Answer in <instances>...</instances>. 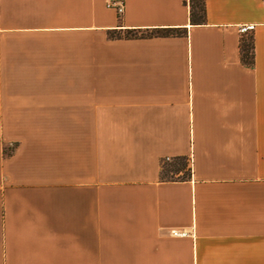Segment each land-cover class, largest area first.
<instances>
[{
    "label": "crops",
    "instance_id": "0c3cea01",
    "mask_svg": "<svg viewBox=\"0 0 264 264\" xmlns=\"http://www.w3.org/2000/svg\"><path fill=\"white\" fill-rule=\"evenodd\" d=\"M187 1L0 0V264H264V3Z\"/></svg>",
    "mask_w": 264,
    "mask_h": 264
},
{
    "label": "trees",
    "instance_id": "16d2710c",
    "mask_svg": "<svg viewBox=\"0 0 264 264\" xmlns=\"http://www.w3.org/2000/svg\"><path fill=\"white\" fill-rule=\"evenodd\" d=\"M190 8V23L191 25H202L206 23V0H188L186 2ZM188 34L187 28H154V29H120L110 30L108 32L110 39H146L154 37H176ZM254 44L253 37L243 40L241 43L242 61L248 66L254 64ZM182 160L177 159L174 163L163 162L161 178L164 181L187 180L191 173L188 170L187 176L181 179H167L164 177L167 170L171 174L183 172L186 168L182 166ZM167 164V165H166ZM166 166L168 168L166 169ZM185 174V172H183Z\"/></svg>",
    "mask_w": 264,
    "mask_h": 264
},
{
    "label": "built area",
    "instance_id": "2783aa9c",
    "mask_svg": "<svg viewBox=\"0 0 264 264\" xmlns=\"http://www.w3.org/2000/svg\"><path fill=\"white\" fill-rule=\"evenodd\" d=\"M262 1L264 3V0H262ZM110 6L116 8L120 15H122L124 13V4L122 2H112L110 4ZM254 28H255L254 25H245V26L240 27V32L241 33H248L250 31H253ZM167 161H171V160L168 159ZM171 233H172L173 236H176V237H182V236H186L187 235V233L181 232V231H177V230H173Z\"/></svg>",
    "mask_w": 264,
    "mask_h": 264
},
{
    "label": "rangeland",
    "instance_id": "374dc122",
    "mask_svg": "<svg viewBox=\"0 0 264 264\" xmlns=\"http://www.w3.org/2000/svg\"><path fill=\"white\" fill-rule=\"evenodd\" d=\"M166 162L168 163H174V162H176V160L175 161H172V162H170V161H167L166 160ZM167 165V164H166ZM185 166V170L183 171V172H185V174H181V175H177V174H171V173H169L167 170L165 171V174H164V177H167V179H181V178H183V177H185V175L187 176V174H188V165H190V162L189 161H186V160H182V166ZM168 168V166H166V169Z\"/></svg>",
    "mask_w": 264,
    "mask_h": 264
}]
</instances>
